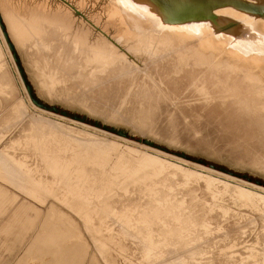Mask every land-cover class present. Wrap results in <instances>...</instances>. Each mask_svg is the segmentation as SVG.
I'll list each match as a JSON object with an SVG mask.
<instances>
[{
	"label": "rangeland",
	"instance_id": "374dc122",
	"mask_svg": "<svg viewBox=\"0 0 264 264\" xmlns=\"http://www.w3.org/2000/svg\"><path fill=\"white\" fill-rule=\"evenodd\" d=\"M44 1L25 0L21 10ZM47 1L74 7L75 18L87 24L108 9L105 0H89L80 15L76 0ZM9 42L15 46L10 36ZM16 47L18 80L7 64L0 71V87H13L0 91V251L25 248L34 260L51 257L48 264H264V195L241 183L211 182L169 161L150 162L156 160L114 139L264 189L263 134L201 110L187 95L178 109L163 103L142 123L139 105L109 83L85 88L68 81L70 96L49 94L36 70L37 51ZM19 84L31 87L30 105L34 99L98 134L70 125L48 129L26 102L28 110L20 113ZM3 170L23 173L24 181Z\"/></svg>",
	"mask_w": 264,
	"mask_h": 264
},
{
	"label": "bare ground",
	"instance_id": "6f19581e",
	"mask_svg": "<svg viewBox=\"0 0 264 264\" xmlns=\"http://www.w3.org/2000/svg\"><path fill=\"white\" fill-rule=\"evenodd\" d=\"M24 1L0 0L1 16L15 46L30 45L37 51L41 61L36 70L47 93L62 91L70 96L68 81H77L85 88H102L109 83L123 91L124 98L139 105L142 123L163 103L178 109L180 96L187 95L199 102L201 110L220 113L227 121L235 119L264 135V0H105L107 12L104 16L96 15L90 24L75 18L74 7H55L45 0L24 12L21 10L26 9ZM88 1L76 0L75 12L82 15L88 9ZM137 60L145 67L141 69ZM5 64L17 79L18 68L0 26V71ZM21 84L25 101L21 99L20 113L28 110L23 105L26 102L48 129L66 126L71 130L72 126L75 130L98 134L96 128L97 132L83 123L68 121L32 101L30 105L27 88ZM9 90H13L10 84L0 87L4 94ZM114 139L156 160L150 162L163 166L169 161L175 169L199 170L202 174L198 175L211 182L241 183L264 195L261 187L195 168L187 161L129 143L124 138ZM161 157L166 161L158 159ZM3 171L16 173L17 179L24 181L23 173ZM259 198L264 201V197Z\"/></svg>",
	"mask_w": 264,
	"mask_h": 264
},
{
	"label": "crops",
	"instance_id": "0c3cea01",
	"mask_svg": "<svg viewBox=\"0 0 264 264\" xmlns=\"http://www.w3.org/2000/svg\"><path fill=\"white\" fill-rule=\"evenodd\" d=\"M51 259V257H45L44 261L34 260L27 255L25 248L15 250L8 255L0 251V264H48Z\"/></svg>",
	"mask_w": 264,
	"mask_h": 264
},
{
	"label": "water",
	"instance_id": "95a60500",
	"mask_svg": "<svg viewBox=\"0 0 264 264\" xmlns=\"http://www.w3.org/2000/svg\"><path fill=\"white\" fill-rule=\"evenodd\" d=\"M2 20H3V19H2V16H1V14H0V25H1L2 29H3V31H4V35H5V37H6V40L9 41V34L5 31V27H4V25L2 24ZM8 44H9V47H10L11 51L13 52V56H14L16 62H18L17 55H16V53H15V46H14L13 44H11L10 42H9ZM27 90L29 91L30 94L32 93V89H31V87L28 86V87H27ZM33 102H34V104H36L39 108L44 109V106L41 105L38 101H36V100L33 99Z\"/></svg>",
	"mask_w": 264,
	"mask_h": 264
}]
</instances>
